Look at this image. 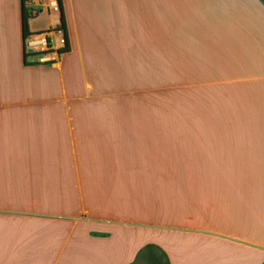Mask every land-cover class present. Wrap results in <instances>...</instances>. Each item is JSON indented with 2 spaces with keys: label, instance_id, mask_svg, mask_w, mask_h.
Masks as SVG:
<instances>
[{
  "label": "crops",
  "instance_id": "obj_1",
  "mask_svg": "<svg viewBox=\"0 0 264 264\" xmlns=\"http://www.w3.org/2000/svg\"><path fill=\"white\" fill-rule=\"evenodd\" d=\"M60 4L46 63L0 0V264H263L264 2Z\"/></svg>",
  "mask_w": 264,
  "mask_h": 264
},
{
  "label": "built area",
  "instance_id": "obj_2",
  "mask_svg": "<svg viewBox=\"0 0 264 264\" xmlns=\"http://www.w3.org/2000/svg\"><path fill=\"white\" fill-rule=\"evenodd\" d=\"M23 6L28 18L41 11L59 15L61 11L59 0H24ZM64 26L57 23L32 29L23 37L25 56L41 62L54 63L59 60L65 47ZM58 41V43H56Z\"/></svg>",
  "mask_w": 264,
  "mask_h": 264
},
{
  "label": "trees",
  "instance_id": "obj_3",
  "mask_svg": "<svg viewBox=\"0 0 264 264\" xmlns=\"http://www.w3.org/2000/svg\"><path fill=\"white\" fill-rule=\"evenodd\" d=\"M23 1L21 0V34L22 38L28 32V16L25 13L23 6ZM60 3V0H59ZM61 7V4H60ZM60 24L63 25V17L61 15ZM66 49V43L64 50ZM125 264H169V258L165 250L154 242H147L142 245L133 259ZM264 264V259H263Z\"/></svg>",
  "mask_w": 264,
  "mask_h": 264
},
{
  "label": "rangeland",
  "instance_id": "obj_4",
  "mask_svg": "<svg viewBox=\"0 0 264 264\" xmlns=\"http://www.w3.org/2000/svg\"><path fill=\"white\" fill-rule=\"evenodd\" d=\"M262 1L264 2V0H262ZM49 18H50L49 15L46 14V12L42 11V12L39 13V16H38L37 19L39 21V20H48ZM37 19H36V21H37ZM60 241H61V235H60ZM66 251H67V246L65 245V248L63 250V253H61V258L59 259V263L58 264H60L62 262V259H63L64 255H65Z\"/></svg>",
  "mask_w": 264,
  "mask_h": 264
}]
</instances>
